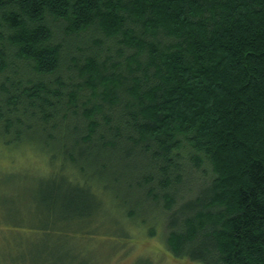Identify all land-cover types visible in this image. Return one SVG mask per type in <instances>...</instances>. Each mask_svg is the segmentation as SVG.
<instances>
[{
    "label": "trees",
    "instance_id": "trees-1",
    "mask_svg": "<svg viewBox=\"0 0 264 264\" xmlns=\"http://www.w3.org/2000/svg\"><path fill=\"white\" fill-rule=\"evenodd\" d=\"M0 134L89 186L48 184L39 230L71 234L113 180L121 237L147 211L176 258L264 264V0H0ZM24 239L0 264H96Z\"/></svg>",
    "mask_w": 264,
    "mask_h": 264
},
{
    "label": "rangeland",
    "instance_id": "rangeland-1",
    "mask_svg": "<svg viewBox=\"0 0 264 264\" xmlns=\"http://www.w3.org/2000/svg\"><path fill=\"white\" fill-rule=\"evenodd\" d=\"M4 136L0 134V252H4L1 255L6 256L7 250L13 251L18 244H25L24 238L28 235L35 244H60L52 249L55 255L63 252L68 254L65 256L68 258L72 252L81 250L85 260L96 264H199L187 258L174 257L167 250L162 228H158V224H148L153 225L155 231V235H148V226L141 221L147 211L137 218L140 226L128 225L129 235L125 238L121 237L119 228L112 226L113 223H104L112 219L101 216L104 208L107 211L111 209L106 204L105 195L117 189L113 180H108V188L103 190L101 183L98 184L99 188L90 189L93 195L92 219L81 221V224L72 221L71 231H68L71 234H63L58 229L47 232L39 230V223L31 221L30 217L31 214L41 215L46 209L41 195L48 184L73 182L75 179V183L83 187L88 184L80 180L76 169L69 170L60 156H54L55 149L25 143L7 147ZM86 171L90 174L91 170ZM65 207L63 200H56L51 207L54 210L51 215L59 217V211ZM15 213L21 216L18 222L13 217ZM30 252L33 254V250Z\"/></svg>",
    "mask_w": 264,
    "mask_h": 264
}]
</instances>
